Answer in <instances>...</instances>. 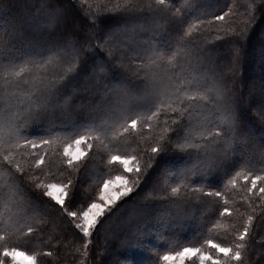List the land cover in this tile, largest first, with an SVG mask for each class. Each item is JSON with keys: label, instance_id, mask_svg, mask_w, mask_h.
Returning a JSON list of instances; mask_svg holds the SVG:
<instances>
[{"label": "snow or ice", "instance_id": "obj_1", "mask_svg": "<svg viewBox=\"0 0 264 264\" xmlns=\"http://www.w3.org/2000/svg\"><path fill=\"white\" fill-rule=\"evenodd\" d=\"M195 5L196 0H9L7 4L0 0V7L14 13L0 24V106L12 114L0 113V168L4 169L0 201L7 209L0 214L4 233L0 241L42 232L52 224L60 227V235L51 247L70 248L74 256L83 257L79 264H123L115 259L89 260L95 238L104 233L105 247L98 256H115L137 243L144 231L140 210L152 199L164 202L169 222L180 221L184 205L193 199L221 217L242 215L239 208L229 211L224 197L241 175L239 171L233 175L234 170L246 166L250 187L244 185L243 199L251 213L242 231L232 225L233 246L205 237L200 247L183 246L161 259L165 264H257L248 254L256 244L264 246V236L257 240L253 225L254 216L258 223L264 222V46L251 54L256 66L250 78L245 77L244 65L248 36L264 16V0H251L240 22L235 0L227 11L214 16L219 23L189 16ZM192 20L216 30L217 38L224 34L226 61L221 62L217 47L205 46L203 32H193L197 25ZM129 32H142L148 38L143 43L118 39ZM17 40L28 50L22 51ZM41 68L53 71H38ZM222 68L232 73L231 79L224 78ZM138 124L152 129L150 142H136L142 154L113 155L110 161H118L125 173L134 176L104 180L98 200L84 207L75 173L88 162L74 164L85 154L81 146L92 139L102 144L115 141L114 147H119ZM29 128L31 134L25 131ZM62 132L69 135L62 138ZM144 135L139 133L141 140ZM57 143L66 145L63 151L70 167L59 171L68 179L50 182L52 176L43 183L37 179L31 186L43 189L38 196L29 191L26 181L43 170L25 169L16 156L27 153L39 165L44 156L28 152L29 146L43 150ZM245 153L246 159L229 166ZM162 155H179L188 162L176 173L178 183L169 186L165 178L163 189L155 183L152 196L144 195L126 222L113 223L129 197L142 190ZM197 177L207 179L215 190L193 187ZM208 220L202 227L211 232L216 227L214 215ZM3 255L34 264L33 257L20 251L5 250ZM44 255L60 259V252L51 249ZM260 255L264 256V248Z\"/></svg>", "mask_w": 264, "mask_h": 264}, {"label": "trees", "instance_id": "obj_2", "mask_svg": "<svg viewBox=\"0 0 264 264\" xmlns=\"http://www.w3.org/2000/svg\"><path fill=\"white\" fill-rule=\"evenodd\" d=\"M245 1L248 0H235L238 9V22L244 19L243 13L245 8L250 5ZM92 2L96 3V0H92ZM232 2L233 0H196L195 7L188 15L203 16L216 22L214 21V16L223 14V12L227 11V5H231ZM3 3L7 4L9 3V0H3ZM1 10L6 11V14L4 15L6 19L11 18L14 15V13L9 11L6 7H0V11ZM0 19L3 21L1 24L6 20L3 18ZM190 23H195L197 25V28L193 29V32L196 35H200V33L203 32L202 39L205 46L217 47L218 51L222 54L220 56L221 62L223 63L226 61L228 43L226 42L224 34L222 32L219 33V38H217L218 33L216 30H212L206 25H200L197 20H192ZM188 26L189 25L186 24L184 26L185 29H187ZM263 29L264 16H261L252 28L246 44V51L249 53L247 62L244 65L246 78H250L255 74L254 69L256 66V60L251 54L254 50L264 46L261 39V37H264ZM260 35L261 37H259ZM147 38V35L142 32H129L118 36V39L122 42L135 39L138 43H143ZM15 42L20 45L22 51L28 50L23 47L22 41L17 40ZM155 43L156 41L153 40V44ZM172 51H175V46H173ZM38 71H53V69L41 68ZM170 71L176 70L173 69ZM221 72L225 79H231L232 73L230 71L222 68ZM0 113H3L4 116L8 117L12 115L11 113L4 112L2 106H0ZM25 131H28V133L31 134V128ZM141 132L145 134L143 140H141L139 136V133ZM68 135L69 133H60L62 138L67 137ZM125 135L127 136L128 134L126 133ZM151 135L152 129L148 128L147 125L141 129L138 124L136 130L127 140L121 139L119 141V147H114V144L116 143L115 141L109 142L106 140L102 144L92 139L85 140V154L80 160L74 161V164H82L85 161L88 162L86 168L75 173L77 183L76 191L78 196L82 198L84 207H86L88 203L98 200L97 198L100 187L104 180H110L117 176H126L127 179H129L134 176L133 173H130V175L128 174L127 176L123 171V166L118 161L110 162L111 157L113 155L121 157L133 154L141 155L142 153L136 150V142H140L141 144L144 142H150ZM257 136H259V131L257 132ZM89 145H92V147H89ZM64 146L66 145L57 143L43 150L32 149L29 146L28 152H40V154L44 156V162L39 165H37L35 157L29 156L27 153L23 156H16V159L25 169L30 167L35 173H41V170H43L42 174L37 177H30L29 181H26V183H30L29 191L35 192L38 196L43 191V189L36 190L34 186H31V184L37 179L41 183L52 176H54L55 179L50 180V182H56V180L66 181L68 179L66 173L61 175L59 171L61 167L64 169L70 167L67 164V158L63 155ZM92 153H96V155L92 156ZM89 157H91V159H89ZM246 158L247 154L245 153L243 156L234 159L229 166ZM187 166L188 162L184 157L179 155H162L161 157H158L153 168L149 170L150 172L145 178V184H141L142 190L138 193H133L132 197H129L128 202H125L124 204V211L120 214V217L117 216L113 218V223L118 222V220L121 222L123 220L127 221L129 214L139 205L140 199L144 195L152 196L151 188L155 183L159 182L161 189L166 187L165 178L167 179V185L169 186L178 183L177 178L172 177L173 171L178 173L176 169L180 168L181 170ZM0 171H4V169L0 168ZM236 171L241 173V175L236 177V187L235 189H229L224 198L228 200L227 207L229 208V211H234V209L239 208L242 215L234 214L230 217H221L219 212L212 213L205 205L199 203L198 200L193 199L190 203L184 205L182 219L174 223L169 222V209L164 207V202L159 199H152L150 205L144 206L140 210V213L146 210H149V212L146 215L143 214L139 219V223L144 225V231L137 243L121 252H117L115 256H98L97 254L105 247V242L103 240L104 233L102 232L90 245L88 259H99L100 261H112L115 259L122 260L123 264H133V261L135 264H159L163 255L173 253L183 246L200 247L203 244L205 237L221 244V246L232 247V242L235 238V229H233L232 225L236 224V227L242 231L247 216L251 213V209L247 207V204L243 199L246 194L244 185L247 184L250 187V180L245 179V176L248 175V169L246 166H238L234 170L233 175H235ZM165 173H171V175L165 177ZM195 179L194 182H198V184H194L193 187H203L206 190L212 188V190H215L213 186L208 184L209 181L207 179L202 177H197ZM167 190L170 192V187H168ZM157 195H159V193H157ZM255 199L258 204L261 203L258 196L255 197ZM221 204H223V201H221ZM6 211L7 209L5 208L4 203L0 201V214L5 213ZM209 215H214L215 220L213 223H216V227L213 228L211 232H208L202 227V225L209 223ZM184 217L187 218L183 219ZM37 224H39L38 221ZM253 225H256V239L259 240L261 236H264V222L258 223V217L254 216ZM40 227H45V225H40ZM24 233H27V228L24 229ZM3 234L4 233L0 232V235ZM59 235V226L47 224L45 230L42 232L28 235L18 234L14 239L0 241V264H11L13 261L12 257H5L3 255L5 250L23 252L24 254L33 257L34 264H79V261L83 259V257L78 254L74 256L70 248L65 249L63 245L58 249L51 247L52 243L55 242L53 238L58 237ZM262 248H264V246L256 244L248 254L249 260L256 261L257 264L264 260V256L260 255ZM50 249L52 251L60 252L59 260L54 261L51 257L44 255V253L48 252ZM204 250L211 255H215L214 250L207 249L206 245H204Z\"/></svg>", "mask_w": 264, "mask_h": 264}, {"label": "rangeland", "instance_id": "obj_3", "mask_svg": "<svg viewBox=\"0 0 264 264\" xmlns=\"http://www.w3.org/2000/svg\"><path fill=\"white\" fill-rule=\"evenodd\" d=\"M198 1V0H197ZM244 1V0H243ZM248 5L251 3V0H248V1H245ZM5 10V9H4ZM4 10H1L0 11V18H3V19H6L5 17H4V15L6 14V11H4ZM3 21H2V19H0V24L2 23ZM264 30V29H263ZM259 37H261V35L259 36ZM264 37H261V39H262V43H263V45H264V39H263ZM84 147H85V144L83 145V146H81V151H83L84 152ZM73 151H76V149H75V147L73 148ZM64 155V154H63ZM81 158H82V156H81ZM80 158V159H81ZM79 159V160H80ZM74 161H77V160H74ZM122 165V164H121ZM123 166V165H122ZM178 172L180 171V168H178V169H176ZM123 171H124V166H123ZM125 173V172H124ZM127 176H128V174L130 175V173H125ZM132 174V173H131ZM120 177H122V178H124V179H127V177L126 176H120ZM172 177H176V173H175V171H173V175H172ZM116 179V177H114L113 179H110V180H115ZM99 196V195H98ZM98 199V198H97ZM148 212H149V210L147 211H144V212H141L140 213V217L144 214V215H146V214H148ZM187 217H184L183 219H186ZM122 222H126L125 220H123ZM175 223V222H174ZM179 225V224H178ZM139 262V261H138ZM11 264H27V262H25V261H23L22 259H20V258H17V260L14 262V261H12V263ZM159 264H165V262L161 259V261L159 262ZM186 264H192V261H186ZM196 264H198V261H196Z\"/></svg>", "mask_w": 264, "mask_h": 264}]
</instances>
